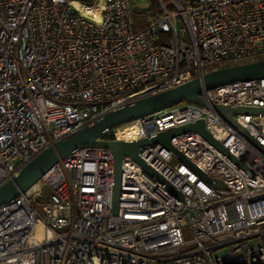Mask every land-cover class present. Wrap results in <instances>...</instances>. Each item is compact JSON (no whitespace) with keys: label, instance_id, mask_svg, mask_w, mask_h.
<instances>
[{"label":"built area","instance_id":"2783aa9c","mask_svg":"<svg viewBox=\"0 0 264 264\" xmlns=\"http://www.w3.org/2000/svg\"><path fill=\"white\" fill-rule=\"evenodd\" d=\"M96 1V17L77 9ZM149 8L0 0V184L115 108L264 57V0H154ZM136 10L146 20L137 30ZM199 95L205 105L178 102L108 130L111 139L202 120L228 153L195 131L170 138L188 163L160 143L139 148L163 180L124 155L114 213L112 152L73 150L0 205V264H264V114H234L235 126L213 109L264 108V78Z\"/></svg>","mask_w":264,"mask_h":264},{"label":"water","instance_id":"95a60500","mask_svg":"<svg viewBox=\"0 0 264 264\" xmlns=\"http://www.w3.org/2000/svg\"><path fill=\"white\" fill-rule=\"evenodd\" d=\"M257 78H264V58L224 66L205 72L201 77L192 78L175 87L138 98L133 102L115 108L77 130L74 134L64 136L55 141L52 145H49L31 160L26 162L16 175L0 184V205L12 200L18 196L20 192L28 189L41 177V175L56 164L59 158L64 157L71 151L84 147H102L108 148L113 154L112 210L116 213L118 209V194L120 188L121 160L124 155H129L133 158L147 173L156 176L159 180H163L148 164L144 163L139 158V148L148 144L160 143L168 148L176 158L182 162L188 163L187 158L170 144V138L179 133L195 131L201 134L207 141L215 145L219 150L224 153L228 152L227 149L224 148L221 143L216 141L205 129L202 120H196L192 123L170 128L150 137L131 142L102 139L100 136L103 132L143 115L172 106L183 100L199 105H205L203 99L199 95L202 89H212L236 81ZM213 109L219 117L235 126L236 122L233 118L234 114H264V108L259 107L214 104ZM240 129L252 141H255L244 129ZM211 181L219 187L223 186L219 181Z\"/></svg>","mask_w":264,"mask_h":264},{"label":"trees","instance_id":"16d2710c","mask_svg":"<svg viewBox=\"0 0 264 264\" xmlns=\"http://www.w3.org/2000/svg\"><path fill=\"white\" fill-rule=\"evenodd\" d=\"M86 1H90V0H86ZM150 1H151V3H150V8H149V13L152 12V9L154 7V0H150ZM135 12H136V15H135L134 29L137 30V29H139V27H141L146 22V20H144L145 18L142 19L143 17L140 15V12H138L137 10ZM262 58H264V57H260L259 59H262ZM247 61H251V60L241 61L238 63L247 62ZM238 63H234V64H238ZM230 65H233V64H226V65H223L222 67L230 66ZM112 137H113V135H112L111 131L104 132L101 135V138H103V139H111Z\"/></svg>","mask_w":264,"mask_h":264},{"label":"rangeland","instance_id":"374dc122","mask_svg":"<svg viewBox=\"0 0 264 264\" xmlns=\"http://www.w3.org/2000/svg\"><path fill=\"white\" fill-rule=\"evenodd\" d=\"M131 2H132L133 7L140 8L141 13H148L147 9H143L142 10L141 8L146 7V6H149L150 3H151L150 0H131ZM77 9L79 10V12H81V14L88 15L89 17H93L92 15L86 14V12H84L81 7H78ZM142 19H144V18H142ZM236 63H238V62H236ZM183 101L186 102V100H183ZM163 109H166V108H163ZM162 111H166V110H162ZM183 232H184V239L185 240H188V239L191 238L190 232L187 229V227H185L183 229Z\"/></svg>","mask_w":264,"mask_h":264},{"label":"bare ground","instance_id":"6f19581e","mask_svg":"<svg viewBox=\"0 0 264 264\" xmlns=\"http://www.w3.org/2000/svg\"><path fill=\"white\" fill-rule=\"evenodd\" d=\"M99 4V1H96L95 5H78L82 8L86 14L92 15L93 17H96L97 12L95 11L96 5ZM122 133V132H120Z\"/></svg>","mask_w":264,"mask_h":264}]
</instances>
